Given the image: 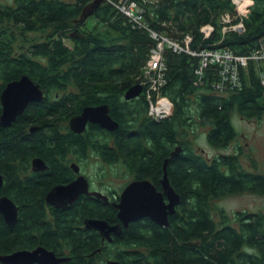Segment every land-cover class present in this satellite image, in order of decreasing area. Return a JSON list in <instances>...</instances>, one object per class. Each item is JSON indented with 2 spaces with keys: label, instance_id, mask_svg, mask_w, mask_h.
<instances>
[{
  "label": "trees",
  "instance_id": "16d2710c",
  "mask_svg": "<svg viewBox=\"0 0 264 264\" xmlns=\"http://www.w3.org/2000/svg\"><path fill=\"white\" fill-rule=\"evenodd\" d=\"M147 5L146 18L156 30L182 40L190 33L195 49L229 47L248 54L264 36V0H254L243 18L242 31L224 27L240 21L239 17L224 21L226 13L234 16L237 12L232 0H159ZM170 21L176 23L169 25ZM206 23L215 28L209 37L201 28ZM66 38L74 44L68 45ZM156 41L108 1L0 0V93L7 81L19 79L23 73L47 89L46 97L34 102L13 126L0 127V164L14 172L21 200L26 203L13 227L0 214V254L27 248L29 226L52 221L41 209L45 187L25 188L27 182L20 180L15 168L9 169L8 164L15 167L10 161L27 160L36 154L55 160L49 155V145L56 147L58 143L60 150L72 148L74 141L84 148L81 136L61 134L58 126L68 125L85 104L106 101L115 109L129 87L142 80V67ZM165 55L167 82L161 92L171 97L174 113L161 120L153 118L145 85L140 96L126 100L122 116L121 110L115 109L120 129L127 127L119 134L118 145L130 170L151 177L159 188L165 160L170 157V181L182 194V202L166 227L150 217L132 221L105 255L124 264H264V210L242 209L231 214L215 203L243 192L264 193V170L254 157L250 158L253 171L244 166L243 147L238 153L211 157L191 143L192 128L203 125L213 146L227 148L240 134L233 121L235 112L248 120L262 118L264 83L259 68L250 61L243 68V87L223 95L215 90L219 66L211 64L198 81V56L169 47ZM31 123L54 129L28 132L26 126ZM178 145L183 147L181 154L171 156ZM92 202L95 207H89ZM93 216L112 223L120 220L118 210L96 199L81 200L76 209L57 213V221L66 232L71 226L65 223ZM47 225V238L53 246L57 238L50 235L53 226ZM83 229L78 227L77 234L64 236L74 238L70 242L75 248L72 259L61 264H100L103 260L104 254L98 250L102 248L100 236H87Z\"/></svg>",
  "mask_w": 264,
  "mask_h": 264
},
{
  "label": "flooded vegetation",
  "instance_id": "af4514ba",
  "mask_svg": "<svg viewBox=\"0 0 264 264\" xmlns=\"http://www.w3.org/2000/svg\"><path fill=\"white\" fill-rule=\"evenodd\" d=\"M0 81H2L1 78ZM9 81H7V83L3 86L0 94H2L5 86L8 84ZM44 90H45V96L43 97V99L47 95V89ZM126 100L128 99L124 95L120 104L114 106L115 109L119 108L121 110V116L126 111L125 108L127 105ZM34 102L33 103L31 102L27 107V109L31 107V105H33ZM102 103H108V102L103 101L98 104H90V105L98 106ZM86 105L88 104H85V106ZM108 105H109L108 107L110 108V114L114 117V119H116L120 123L121 120L115 114V109L111 107L112 106L111 104ZM84 107H82L80 111H78L76 114L81 113ZM27 109H25V111ZM2 110H3V103L1 100L0 116L2 115L1 113ZM71 119L68 120L69 123L68 125L61 124L60 126H58V130H60L61 134L62 133L69 134L74 138L77 137L80 138L79 136H81L82 139L85 141L84 148L81 147L80 142L74 141L75 145L72 148L60 150L58 143L57 144L58 146L56 147L59 149H57L56 147H52V145H49L50 149L52 150V152H50L49 155L50 154L53 155L55 160L48 161L45 155L36 154V156H32L30 159L28 158L27 160H23V161L11 160L10 162L14 164L15 167H13V165L12 167H10V165L8 164L9 169L12 168L13 170V168H15L16 174L20 177V180H22V182L24 181L27 182L25 188H29L31 190L32 185L35 186L41 185L45 187V190L42 193V197H41L43 200L41 209L44 213L47 214V217H49V219H52L51 222L42 221L37 226L35 225L34 228L32 226H29L26 233L27 235L26 239L30 240V243L27 246V248L25 249L18 248V249L34 250L44 246L47 247V249H49L50 251L55 250L57 254L60 256L63 257L69 256L71 260L72 259L71 252L74 251L73 249L75 248V243L74 242L71 243L70 241L73 240L74 238L64 237V236L66 234H72V233L77 234L78 227H81L84 228L83 232L87 236L93 235L94 237L96 234L100 236L99 238L102 248L98 247V250L101 254H104L103 255L104 258L100 264H107L108 262L107 260L112 258L114 259V257L105 255V250L110 249L109 247L112 244L116 245V243H118L117 238L119 236H122L123 233L127 232L129 227L128 228L125 227L121 233H117L116 235L111 234L112 237H105L102 236L100 230H97L95 228H89L85 220L83 222L72 221L65 223L70 225L71 228L67 229L66 232H64L62 225L59 224L60 223L59 221H57V213L59 212L64 213L66 211H71L72 209H76L77 204L80 203L81 200L85 202V200L95 201L96 199L100 200V202L105 203L107 206L112 207L113 210L115 209L118 210L117 203L121 200L120 195L126 189V186L128 185L129 182H131L134 179L136 180L149 179L151 182H153L152 181L153 179H151V177L149 176L148 177L138 176L137 173L131 171L129 165L126 162H124L123 159L124 155L122 153L123 150L121 146H119L118 144H119V134L122 131H124V129H127V127H125L123 130L120 129V127H118L117 129H109L108 127H103L100 123L88 121L86 130L80 132L72 128L70 123ZM11 126H13V122L9 124V126L0 125L1 128H5V129H9ZM34 127L36 129L43 128L45 131H48V129H54L53 128L54 126L52 125L43 126L40 124L34 125L32 123L26 126V129L28 130V132H34L36 130L35 129L33 131ZM36 158H42V160L47 164V167L38 168L37 166H35L34 160H36ZM52 161L53 163H57L59 167H55V165L52 164ZM13 173L14 172L12 173L8 172L6 168L0 164V176H2L1 179L2 183H0V198L3 196H9L11 200L13 199L14 201H16L21 211L22 209L24 210V207H26L25 205L26 203L23 204L21 200V190L19 188L20 185L16 180L13 179L14 178ZM81 176H84L86 179L84 186H86L87 188L89 187L88 192L86 191L81 192L80 195L76 197L75 201L58 200L56 202H52V201L50 202L48 200L50 192L56 189L58 185L63 186L74 183ZM129 176L130 179H128ZM123 177L126 178L127 181L124 186L119 188L117 187V184L115 182H123L119 180L122 179ZM157 187L159 188L158 185ZM159 189L163 190V184H162V188ZM97 191L99 193H103L104 196L108 197V199L104 198V196L99 197V195L94 193ZM89 207H95L94 203L93 202L90 203ZM3 218L5 222L8 224L4 216ZM19 219H20V214H19ZM118 222L119 220L115 221L113 224ZM47 223L53 226V231L50 235L53 234V236L57 238L56 242H54L57 248L53 247L55 245L51 246L49 239L47 238V236H49L48 235L49 231L46 228L48 226ZM15 250L17 249H14V251H9V252L13 253L15 252ZM33 264H38V263L35 262Z\"/></svg>",
  "mask_w": 264,
  "mask_h": 264
},
{
  "label": "water",
  "instance_id": "95a60500",
  "mask_svg": "<svg viewBox=\"0 0 264 264\" xmlns=\"http://www.w3.org/2000/svg\"><path fill=\"white\" fill-rule=\"evenodd\" d=\"M103 0H98L101 3ZM145 85L141 82H136L124 94L127 99H132L141 95L144 92ZM45 96V90L34 78L28 73H23L20 79L16 78L10 80L5 86L1 100L3 103L2 115L0 116V125H8L14 122L19 116L24 114L25 109L29 104L37 100H42ZM108 103H102L98 106L86 105L83 111L75 114L70 123L74 130L85 131L88 121L100 123L103 127L109 129H117L120 127L119 121L114 119L110 114ZM36 128H33V131ZM183 147L178 145L176 150L172 152L171 156L181 154ZM170 157L166 158L164 163V177L161 182L163 190L159 189L157 185L149 179L132 180L126 186V189L120 195L121 200L117 203L118 216L120 218L118 223H111L106 218L89 217L86 218V224L89 228L100 230L102 236L112 237L111 234L121 233L126 227H130L132 221L141 220L143 217H150L152 221L160 225H170L171 215L177 214L178 205L182 202V194L177 192L175 186L170 181L169 165ZM35 166L38 168H45L47 164L42 158L34 160ZM2 176H0V183ZM85 177L81 176L74 183L60 186L52 190L49 194L48 200L56 202L58 200L75 201L76 197L81 192L89 191V187L84 186ZM99 197L104 196L103 193L94 192ZM108 199V197L104 196ZM0 212L5 217L8 225L13 227L19 220L20 208L16 201L9 196L0 198ZM70 260L69 256L63 257L57 254L55 250L50 251L47 247H40L34 250L17 249L15 252L0 254V262L6 264H60ZM107 264H124L120 260L108 259Z\"/></svg>",
  "mask_w": 264,
  "mask_h": 264
},
{
  "label": "built area",
  "instance_id": "2783aa9c",
  "mask_svg": "<svg viewBox=\"0 0 264 264\" xmlns=\"http://www.w3.org/2000/svg\"><path fill=\"white\" fill-rule=\"evenodd\" d=\"M114 5L121 11L126 13L131 22L135 26L147 30L150 35L154 37L156 45L151 49V54L147 63L142 67L143 73L141 75L142 81L147 87L146 94L148 95L150 104V114L155 119H162L170 116L174 113V102L171 97L162 93V87L167 82L166 71L168 61L166 59V48L170 46V49H174L177 52H187L189 54L198 56L200 62L196 73L198 80L201 81V77L206 73V69L211 67V64L219 66L220 77L215 82V90L218 92H226L229 90H237L244 85L243 68L247 67L250 61H255L258 68L261 81L264 83V36L260 37L259 46L251 50L248 54H241L233 52V49L229 47H206L195 49L191 45L193 39L192 34L188 33L184 40L170 37L167 33L155 30L151 25L147 15V3L150 0H111ZM236 4L237 14L239 15L240 22L236 25H225V30L235 28L242 31L244 29L243 18L247 17L248 12L251 10V6L254 0H232ZM232 14L226 13L224 18L231 17ZM231 22V21H230ZM205 33V36L209 37L214 28L213 23L204 24L201 26ZM261 64V65H259Z\"/></svg>",
  "mask_w": 264,
  "mask_h": 264
},
{
  "label": "rangeland",
  "instance_id": "374dc122",
  "mask_svg": "<svg viewBox=\"0 0 264 264\" xmlns=\"http://www.w3.org/2000/svg\"><path fill=\"white\" fill-rule=\"evenodd\" d=\"M103 1L105 2L108 1L110 3H113L114 5V2L111 0H103ZM115 1L118 2L119 0H115ZM158 1L159 0H150L149 2L157 3ZM127 17L129 18L128 15ZM236 17H239L237 12L235 13L234 16L232 15L231 17H228L226 19L224 18V21L232 22V20H234V18ZM129 19L131 20V18ZM94 22L95 21H93V23ZM175 23L176 22L174 21H170L169 25L175 24ZM150 25L156 30V27H154L152 24ZM66 42H68V45L74 44L73 40L70 38L69 39L66 38ZM227 92L228 91L224 93L223 92H220V93L224 95ZM233 121L236 125L237 130L240 132V134L236 140H233V142L229 146H227V148L213 146L209 142L208 133H207L208 130L206 129L207 127L203 125H200V127L196 126L195 128H192L191 143H193L196 149H199V151H202L204 152V154L209 155L211 157H214L215 155H219L221 153H224V154L236 153V152L238 153L240 147H243L244 152L241 153V159H242L244 166L247 169H250L251 171H253L254 166H251L252 161L250 160V158L254 157L258 162L257 166H259L261 169L264 170V113H263L262 118L260 119L252 118L251 120H248L247 118L241 116L239 112L238 113L235 112L233 114ZM128 179H130V176ZM119 180L123 182H115V183L117 184V187L121 188L122 186L125 185L127 180L124 177ZM215 203H217L218 206H221L227 209V212L228 213L230 212L231 214L235 213V211L237 210H242V209H247V210H251L252 212H255L260 209L264 210V193H260V194L254 193L253 194L252 192H243L241 194H235V195L229 196L228 198L225 197V198L218 199L216 200Z\"/></svg>",
  "mask_w": 264,
  "mask_h": 264
},
{
  "label": "bare ground",
  "instance_id": "6f19581e",
  "mask_svg": "<svg viewBox=\"0 0 264 264\" xmlns=\"http://www.w3.org/2000/svg\"><path fill=\"white\" fill-rule=\"evenodd\" d=\"M244 1H246V0H244ZM140 82L143 83V84L145 85V83H144L142 80H140Z\"/></svg>",
  "mask_w": 264,
  "mask_h": 264
}]
</instances>
